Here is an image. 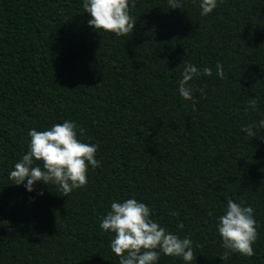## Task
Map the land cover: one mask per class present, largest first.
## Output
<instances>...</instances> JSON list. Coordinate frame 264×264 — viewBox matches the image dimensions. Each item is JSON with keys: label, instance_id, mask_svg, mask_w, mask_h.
I'll return each instance as SVG.
<instances>
[{"label": "trees", "instance_id": "trees-1", "mask_svg": "<svg viewBox=\"0 0 264 264\" xmlns=\"http://www.w3.org/2000/svg\"><path fill=\"white\" fill-rule=\"evenodd\" d=\"M182 2L136 0L133 33L116 37L88 25L83 0H0V264H119L99 224L113 201L133 198L190 236L192 264H264V129L242 131L264 119V0H218L207 16L200 0ZM185 63L212 69L189 82L192 101L178 91ZM65 120L99 145L87 185L68 197L14 185L28 132ZM228 198L254 209L251 257L220 258Z\"/></svg>", "mask_w": 264, "mask_h": 264}, {"label": "clouds", "instance_id": "clouds-1", "mask_svg": "<svg viewBox=\"0 0 264 264\" xmlns=\"http://www.w3.org/2000/svg\"><path fill=\"white\" fill-rule=\"evenodd\" d=\"M217 3L218 0H200L201 16L212 13ZM168 6L170 9H181L183 2L168 0ZM135 7L136 0H83V10L91 17L88 25L97 33L103 31L116 37H127L133 33L136 21L130 12ZM201 75L211 76L212 69L205 67L198 70L191 63L184 64L182 78L178 80V91L184 100H193V89L189 82ZM216 75L220 79L226 78L219 61ZM256 107L257 100L249 98L248 108ZM254 128L257 131L264 129V119L259 120L258 124L242 127V131L248 137L255 138ZM84 133L85 129L72 120L55 123L43 131L31 129L28 132V151L15 163L9 179L16 186L24 185L28 192L34 191L38 181L47 186L56 185L62 196L66 197L73 190L85 187L89 166L94 170L100 166V161L96 159L99 145L83 142L81 138ZM39 195H43V192ZM152 214L147 204L134 198L111 203L110 211L102 218L99 227L105 233L114 234L110 248L119 257V264H157L161 254L180 257L185 264H192L196 254L190 236L180 238L168 232L152 219ZM168 214L179 217V212L175 210ZM217 219L221 247L224 249L220 257L222 260L236 253L245 257L255 255L252 245L258 238V231L251 206H243L228 198L224 214ZM177 227L183 229V222L178 223Z\"/></svg>", "mask_w": 264, "mask_h": 264}]
</instances>
